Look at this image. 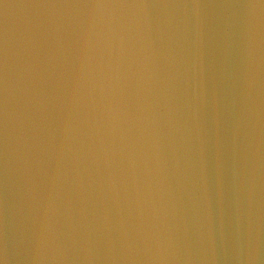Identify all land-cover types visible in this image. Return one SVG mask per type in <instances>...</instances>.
Returning <instances> with one entry per match:
<instances>
[{"label": "water", "instance_id": "95a60500", "mask_svg": "<svg viewBox=\"0 0 264 264\" xmlns=\"http://www.w3.org/2000/svg\"><path fill=\"white\" fill-rule=\"evenodd\" d=\"M0 264H264V0H0Z\"/></svg>", "mask_w": 264, "mask_h": 264}]
</instances>
